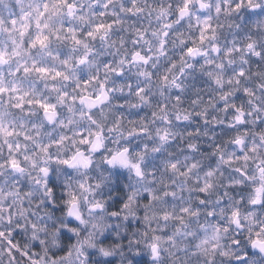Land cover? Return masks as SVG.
<instances>
[{
	"label": "clouds",
	"instance_id": "obj_1",
	"mask_svg": "<svg viewBox=\"0 0 264 264\" xmlns=\"http://www.w3.org/2000/svg\"><path fill=\"white\" fill-rule=\"evenodd\" d=\"M0 264H264V0H0Z\"/></svg>",
	"mask_w": 264,
	"mask_h": 264
}]
</instances>
